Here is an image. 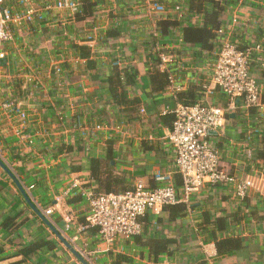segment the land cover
I'll return each mask as SVG.
<instances>
[{
    "label": "crops",
    "instance_id": "0c3cea01",
    "mask_svg": "<svg viewBox=\"0 0 264 264\" xmlns=\"http://www.w3.org/2000/svg\"><path fill=\"white\" fill-rule=\"evenodd\" d=\"M56 1L6 2L11 12L31 10L34 18L21 26L10 25L11 39L3 47L0 159L34 207L89 264H113L116 255L130 259L122 264H264L261 192H250L241 202L225 188L204 183L190 196L183 216L174 217L165 210L157 215L147 213L140 219L141 234L130 240L106 241L88 224L89 206L81 190L90 189L92 157L112 159L115 173L130 188L137 181L155 187L154 176L169 173L179 193L174 148L167 138L172 128L170 115L177 104L175 94L197 88L201 103L220 109L226 107L227 97L212 80L218 41L206 53L185 44L178 28L159 36L158 21L176 18L183 24L201 23L198 16L176 11L185 0H154L164 7L160 13L151 11L147 0H98L93 16L80 22L68 10L56 8ZM230 2L222 18L223 31L241 45L256 42L255 31L264 30V0ZM155 37L162 40L155 49L168 54L162 70L171 80L164 89H155L143 67L147 44ZM258 55L250 74L259 86L262 105L246 115L237 109L211 134L222 166L234 174L248 173L247 162L264 148V70ZM121 69L129 84L124 86L121 102L125 104L114 101L110 86L113 72ZM130 76L133 82L128 81ZM6 103L25 117L10 112ZM72 167H79L80 172L73 173ZM75 179L80 186L72 189ZM75 196L81 200L68 204ZM48 209L51 214L47 216ZM238 216L239 221H233ZM204 217L226 218L225 231L216 236H236L241 251L218 255L214 242L201 229ZM7 220L11 223L4 225ZM42 240L51 246L41 248L24 264H81L37 217L0 167V264L17 263L21 257L14 256L16 251ZM147 240L174 243L155 260L144 245Z\"/></svg>",
    "mask_w": 264,
    "mask_h": 264
},
{
    "label": "built area",
    "instance_id": "2783aa9c",
    "mask_svg": "<svg viewBox=\"0 0 264 264\" xmlns=\"http://www.w3.org/2000/svg\"><path fill=\"white\" fill-rule=\"evenodd\" d=\"M147 1L151 11H164V7L154 0ZM6 2L7 0H0V61L5 56L4 45L11 39L9 26H21L34 18V11L31 10L11 12ZM54 6L74 15L78 10L79 0H58ZM175 9L179 13V8ZM235 18L236 15L233 17L234 23ZM216 39L218 52L212 69V80L215 87L227 97L226 107L220 109L201 102L192 105L177 103L172 110L174 120L167 138L174 148V167L181 181V191L178 193L169 173H157L154 176L155 187L152 188L137 181L124 192L98 196H93L89 189H80L89 206L87 222L106 241L114 238L130 240L140 235L141 217L147 213L160 214L169 206L186 205L190 196L204 183L225 188L239 201L246 199L250 192H261L262 194H258L264 196V174L258 169L245 174H234L226 170L211 136L226 117L237 109L246 115L250 109H258L262 105L261 92L251 77L250 66L259 54L260 67L264 70V46L256 44L239 50L237 42L232 41L223 29L216 32ZM160 58L162 64L168 61L164 54ZM56 71L59 72V69ZM4 107L21 118L25 117L10 103H6ZM76 120L79 124V118ZM79 186V181L75 179L72 189ZM45 214L50 215L51 210H46Z\"/></svg>",
    "mask_w": 264,
    "mask_h": 264
},
{
    "label": "trees",
    "instance_id": "16d2710c",
    "mask_svg": "<svg viewBox=\"0 0 264 264\" xmlns=\"http://www.w3.org/2000/svg\"><path fill=\"white\" fill-rule=\"evenodd\" d=\"M100 3L98 0H79V7L77 12L74 14L76 21H86L93 16L96 6ZM230 0H185L183 6H179V12L182 11L189 16H198L201 18L200 24H191L180 21L176 18H168L165 21H158L157 28L159 36H165L168 34L169 30L172 28H178L181 33L183 42L188 45H192L198 48L201 52L209 53L212 51L214 43H216V32L222 29V18L226 14V9ZM186 22V21H185ZM257 40L252 44L241 45L238 41V49L244 50L248 47H252L256 44L264 46V30L258 29L255 31ZM162 40L153 38L150 43L147 44V55L143 61V67L145 73L148 74L150 82L155 86V89H164L169 84V76L166 71L162 70V62L160 55L168 56L167 52L163 50L157 51L155 48L161 45ZM218 43V42H217ZM216 43V44H217ZM218 45V44H217ZM84 57V55H81ZM88 57V54L85 55ZM135 76V75H134ZM132 76V77H134ZM126 71L118 70L113 72L110 77V86L113 92L114 101L122 103L124 101V89L128 83H125ZM131 76L128 81H132ZM133 82V81H132ZM121 93L116 94L117 90ZM197 88H189L185 92H180L175 94V98L178 104L182 105H192L194 103H200V93ZM125 104V103H122ZM253 109H250L248 112ZM241 113V112H238ZM244 115L243 113H241ZM172 117V122L174 120V115ZM77 117V116H76ZM75 117V119H76ZM112 159L109 157L95 158L92 157L89 163L88 171V184L90 186V191L93 196H98L101 194L108 193H121L130 189L129 185L126 183L124 177L119 176L115 173L114 167L111 164ZM248 167L251 170L258 169L264 174V148L259 150L255 158L247 162ZM73 173H79V167H72ZM248 172V173H249ZM90 183L92 185H90ZM81 200L80 196H75L74 198L67 201L68 204H72ZM246 199L243 200V202ZM242 202V201H241ZM171 216L180 217L183 216L186 211V206L184 204H178L174 206H169L164 208ZM237 217V216H236ZM235 218L233 221H239ZM11 222L7 220L4 225H8ZM227 219L223 217H215L213 219L209 217H204L201 225V229L209 235L210 239L214 242V246L218 255H232L236 252H240L242 249L241 241L236 236H225L224 238H217V232H224L226 229ZM136 243L143 246L140 239H136ZM174 242L171 240L164 241H152L147 240L144 245L150 248L151 255L155 260L159 256L167 253L168 247H170ZM50 241L42 240L39 242L32 243L30 245L24 246L16 251L14 256H20L21 260L14 264H24L30 257L43 247H50ZM130 259L123 255H116L113 264L128 263Z\"/></svg>",
    "mask_w": 264,
    "mask_h": 264
},
{
    "label": "water",
    "instance_id": "95a60500",
    "mask_svg": "<svg viewBox=\"0 0 264 264\" xmlns=\"http://www.w3.org/2000/svg\"><path fill=\"white\" fill-rule=\"evenodd\" d=\"M0 167L5 171V173L11 178V180L14 182V184L17 186L18 190L20 191L21 195L23 196L25 202L28 204V206L32 209V211L37 215V217L49 228V230L61 241V243L68 249L71 254L81 263V264H89L88 261L85 259V257L76 251L72 245L62 237V235L59 233V231L53 227L48 220L47 217L43 215L41 211L36 209L34 205L32 204L28 193L24 189V187L19 183V181L15 178V176L11 173V171L6 167V165L2 162L0 159ZM62 226V224H61Z\"/></svg>",
    "mask_w": 264,
    "mask_h": 264
}]
</instances>
